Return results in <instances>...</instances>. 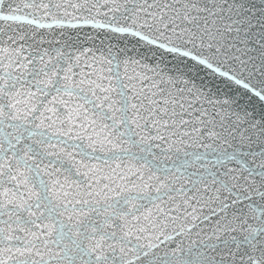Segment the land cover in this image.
Returning a JSON list of instances; mask_svg holds the SVG:
<instances>
[{"label":"snow or ice","instance_id":"6c2138e0","mask_svg":"<svg viewBox=\"0 0 264 264\" xmlns=\"http://www.w3.org/2000/svg\"><path fill=\"white\" fill-rule=\"evenodd\" d=\"M0 264H264V0H0Z\"/></svg>","mask_w":264,"mask_h":264}]
</instances>
